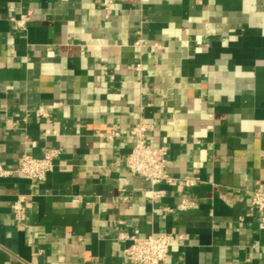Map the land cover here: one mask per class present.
Instances as JSON below:
<instances>
[{"label": "crops", "instance_id": "0c3cea01", "mask_svg": "<svg viewBox=\"0 0 264 264\" xmlns=\"http://www.w3.org/2000/svg\"><path fill=\"white\" fill-rule=\"evenodd\" d=\"M140 122L193 186L129 172ZM50 149L46 180L17 171ZM0 166V264H129V235L264 264V0H0Z\"/></svg>", "mask_w": 264, "mask_h": 264}, {"label": "built area", "instance_id": "2783aa9c", "mask_svg": "<svg viewBox=\"0 0 264 264\" xmlns=\"http://www.w3.org/2000/svg\"><path fill=\"white\" fill-rule=\"evenodd\" d=\"M112 0H103L106 10L109 9ZM24 25V20L19 22ZM38 115H46L47 109H40ZM151 126L140 122L131 129L130 136L134 144L126 158V165L132 175L139 176L148 181L152 186L163 182L175 185L182 181L187 186H193L198 180L193 176H186L177 179L169 174V148L167 146H152L147 140V133ZM114 135H118L114 133ZM57 149H50L44 152L41 157H35L23 153L18 159L17 171L30 180H46L48 174L54 169V160L59 155ZM7 172L0 166V176ZM252 206L259 212H264V187L257 186L251 191ZM25 198L20 196L12 205L14 218L17 223L24 219ZM182 207H186L185 203ZM128 239L130 244L122 250V257L129 264H164L168 258L171 246L175 241L174 237L168 235H129L123 237Z\"/></svg>", "mask_w": 264, "mask_h": 264}]
</instances>
